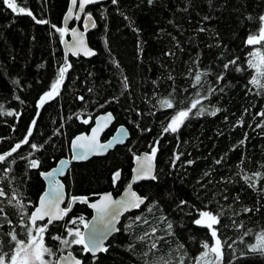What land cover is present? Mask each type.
<instances>
[{"label": "trees", "instance_id": "obj_1", "mask_svg": "<svg viewBox=\"0 0 264 264\" xmlns=\"http://www.w3.org/2000/svg\"><path fill=\"white\" fill-rule=\"evenodd\" d=\"M16 3L32 16L14 13L0 0V155L21 144L0 162V190L6 193L0 196L2 250L10 253L14 244L8 233L28 239L29 216L45 189L41 173L69 156L72 138L111 110L115 126L125 124L131 136L104 157L72 164L64 178L69 196L93 201L106 191L118 195L134 157L153 148L156 178L136 187L146 203L123 219L108 251L97 256L83 245L65 247L53 239L71 241L68 229L81 231L78 219L91 218L88 205L76 203L44 233L52 259L71 250L84 264H194L203 244H214L211 230L194 223L201 211H210L220 218L214 227L223 242L222 264H264V254L252 251L264 235V175L255 176L264 174V117L258 115L264 112V77L252 84L255 70L247 66L248 53L264 46L246 44L261 26L264 0H108L89 8L95 27L88 38L97 55L70 56L67 63L64 32L57 29H63L69 0ZM66 66L57 93L41 106ZM165 99L173 107H162ZM197 99L178 131L165 132L173 116ZM201 108L204 115H196ZM26 137L28 143H21ZM31 160L39 167L31 168ZM245 175L252 179L245 181Z\"/></svg>", "mask_w": 264, "mask_h": 264}, {"label": "snow or ice", "instance_id": "obj_2", "mask_svg": "<svg viewBox=\"0 0 264 264\" xmlns=\"http://www.w3.org/2000/svg\"><path fill=\"white\" fill-rule=\"evenodd\" d=\"M97 0H80L79 2V11L83 12L85 5L87 4H93L96 3ZM113 3H116L117 0H112ZM4 3L7 5L9 9L12 10V12L21 13V14H27L29 16H32V13L30 11L25 10L23 7H18L16 0H4ZM148 3H153V0H148ZM73 6L77 5V0H72ZM72 15V9H69V16ZM79 19V16L76 17ZM249 19H252L249 17ZM260 22V28L258 30L257 34H249L246 39V44L248 46H256L261 45L264 46V15L258 17ZM88 20L91 21V15L88 16ZM37 23H47V21H37ZM55 27V26H53ZM87 28V24L85 25ZM92 27H95V23L92 22ZM203 31V29H201ZM57 31L63 33L64 29H57ZM73 35L78 36L79 34L76 33L75 30H73ZM76 48L83 50L85 55H94V53L87 49L86 45H84L83 38L80 37L78 40V43L75 45ZM249 59L247 60V66L251 69L256 70L257 75L260 77H264V50L262 48L257 47L254 51H250L248 53ZM237 59H233L229 61L228 63L224 64V69L227 70L230 65L235 66L237 64ZM67 70V66L60 69V78L52 85V90L48 93H45L44 97L41 98L40 104L41 106L43 103L47 100L53 97L54 94L57 93V89L63 80L64 73ZM236 71H241L242 69L240 67L235 68ZM202 74H197L195 76V81L197 84H200L201 82ZM219 80H223L224 77L221 75L218 77ZM125 80V87H127V78H124ZM15 83H19L18 81H15ZM252 84H258L259 80L257 77H253ZM264 87V85H261ZM200 103V100L197 99L191 104V107L187 110H181L178 112V114L172 118L171 122L168 124L166 128H164L165 132L171 131L173 133L178 131L179 126L183 123L185 119L189 117V114L193 108H197V105ZM162 107H173V104L170 100H163L161 101ZM220 109H215L209 113V115L215 116L217 112H219ZM205 110L203 108L199 109L196 112V115H204ZM8 115H12V112L7 113ZM261 117H264V112L258 113ZM111 114L108 115L107 119H111ZM87 123V121H85ZM33 124H35V121H33ZM97 129H93V135L91 138L88 137H77L76 140L73 142L74 149H83L84 151H81L78 153V155H75L73 159H87L90 154H92L97 147L99 148H107L112 146V142H109L108 145H98L97 142ZM28 136H31V129H29V132L27 134ZM82 140H87L88 143H80ZM21 143H28L27 137L25 140H23ZM243 143V141L241 142ZM21 147V144H16L15 147L12 148L11 152L5 153L3 155H0V162H3L6 160V157L10 156L13 152H16L17 149ZM31 147L35 150L37 149V145L32 144ZM42 147V146H41ZM156 155V149L153 148L151 155H146L144 157V163L140 165V167L137 169V176L136 179H143V178H151L155 179L156 177L152 175V163L151 161ZM178 158V157H177ZM137 160H140L139 157H137ZM14 162V161H13ZM64 162L62 161L61 164ZM191 163V161L189 162ZM30 167L31 168H38L39 167V161L38 160H31L30 161ZM63 171V169H61ZM46 177H53L56 175V171L53 170L52 172L43 174ZM115 178L118 179L120 176L119 172H116ZM261 175H264L262 173H256L255 176L259 177ZM252 177H249L247 175L244 176L245 181H250ZM253 188L256 187V185L253 183L251 185ZM62 186L59 184H56V186L51 189L49 192H45L43 197L40 200L39 207L36 208V210L29 216V220L31 221L30 226H27L26 235L28 237L27 240H18L17 235L13 233H8L7 235L10 236V242H14L11 246V252H4L3 249V243L0 242V264H53V261L45 259V256L52 257L55 255L53 253L52 249L47 247L44 243V233L47 231L48 225L52 224L54 221L63 220L64 216L67 215L69 211H71V205L68 207H65L61 209L59 207L60 202L63 200V192L61 190ZM6 193L3 190H0V196H5ZM133 199L131 200H121V201H114L110 194L105 195L101 202L99 204L92 203L90 206L97 211V219H98V226L94 227L92 230V236L91 239L86 242L84 236L81 234L79 229H76L73 231V229H68V235L74 237L71 241L67 238L61 239V237L56 236L53 237V239L60 241L61 244H63L65 247H68L70 244H77V245H83V251L88 253H92L93 256L97 252H107L108 249L106 247H102V241L106 237L107 233L109 231H112V224L117 219V217L120 215L122 211L128 210V208H136L139 207L141 203H143V198L137 196L135 193L131 194ZM76 200H80L81 202L86 203L87 198H81V197H72V202H75ZM185 201H181V204H185ZM112 205H118L116 210L110 211ZM17 206L21 209H23L24 205L17 200ZM2 211V209H0ZM245 212H251L252 209L245 208ZM200 218L196 219L194 223L196 225L204 226L211 230V236L215 238L214 244L209 245L207 242L203 244L204 249L206 251L202 252L200 256L196 260V264H212L211 261L207 260V257L209 254H214L217 264H220V262L223 259V242L220 240L217 229L214 227V225H217L220 223V218L218 214H213L210 211H201L200 212ZM45 217H48L47 224L37 226V221L44 220ZM81 219V222L83 223V219ZM10 223V221H9ZM73 224L76 223L75 220L72 221ZM84 227L88 228V224L84 223ZM172 225L169 223L168 228L171 229ZM238 227H243V224L238 225ZM155 229H153V232ZM247 234V233H245ZM143 239V237L141 238ZM152 247H155V244L152 245ZM181 247H183L181 245ZM231 247V246H229ZM253 252H259L261 254H264V235H261L260 237V243L258 245L253 246L252 248ZM65 259L71 260L72 264H83V261L79 259H73L71 257V254L67 258L61 256L59 257V260L63 261ZM180 264H183L182 260Z\"/></svg>", "mask_w": 264, "mask_h": 264}, {"label": "water", "instance_id": "obj_3", "mask_svg": "<svg viewBox=\"0 0 264 264\" xmlns=\"http://www.w3.org/2000/svg\"><path fill=\"white\" fill-rule=\"evenodd\" d=\"M107 1L108 0H97L96 3L87 4V5H85L84 11L80 12L79 11L80 0H77L76 6H73L72 0H69L67 10H66V12L63 16V19H62V28L65 31H64V34L62 36L61 44H62V49H63V53H64V62L65 63L68 62L70 56L80 55L84 58H92V57L97 55V50L90 44L89 38H88L89 31L93 29L92 22L95 23V18L93 16V14L89 12V8L91 6L102 5V4L106 3ZM69 9H72V15L71 16H69ZM89 15H91V21L88 20ZM77 16H79V19L76 18ZM73 22H74V24L72 25ZM81 23H82V27L80 26ZM86 24H87V28L85 27ZM73 30H75L76 33H78L79 35L74 36ZM80 37L83 38L84 45H86L87 49H90L94 53V55H85L83 50H80V49L75 47V45L78 43V40ZM109 114H111V117H112L111 119H107ZM115 121H116L115 114L111 110L101 112L95 117L94 124L92 125V127L90 128V130L88 132L79 133L75 137L72 138L71 144H70V155L60 158L54 167H52L48 171L41 173V177L45 182V189L39 197L37 206L33 210V212H34L36 210V208L39 207L40 200L43 197L45 192H49L51 189H53L56 186V184L61 185L62 186L61 190L63 192V200L59 204V207L61 209L68 207L69 205H71V209H73V207L76 203H82V204H87L89 209L92 211V216L87 222L88 228L84 227L83 231H82V235L84 236L85 241L88 242L91 239L93 228L98 226V223H99L98 219H97L98 214H97L96 209H94L90 206L92 203L99 204L101 202L102 198L108 194L111 195V197L114 201L131 200V199H133V197L131 195L132 193H135L137 196L143 198V203H141L139 205V207H136V208L130 207V208H128V210L122 211L120 213V215L117 217V219L113 222V224L111 226L113 230L109 231L107 233L106 237L103 239L102 247H106L109 240L115 234L118 233L119 226L121 225L123 219L128 214L134 212L136 209L140 208L141 206H143L146 203V197L141 195L136 187L144 181H151L153 179L143 178V179L137 180L136 176H137V169L140 167V165L142 163H144V157L146 155L150 156L152 153V150L151 151H142L134 157L129 182L126 184V186L123 188V190L118 195H115L112 191H106V192H103L99 197H97L93 201H89L87 199L86 203L81 202L80 200H76L75 202H72V197H81V198H84V197L83 196H69L66 184L64 182V178L67 176L72 164L87 162L94 157H104L109 152L113 151L116 147L123 146L127 143V141L129 140V138L131 136L130 129L125 124H119V125L115 126ZM113 126H115L114 132L107 139H103L105 133ZM97 128H98V132H97L96 139H97L98 145H108L109 142H112V146L104 148V149L97 147L95 149V151L88 156L87 159H73V157L75 155H78L79 152L84 151L83 149H74L73 142L76 140V138L77 137L91 138L93 135V129H97ZM80 143L87 144L88 141L82 140V141H80ZM156 155H157V151H156ZM156 155L153 158V160L151 161V163H152V173L151 174L154 176H156V169H157ZM137 157H139L140 160H137ZM62 161L64 162L63 164H61ZM61 169H63V171H61ZM53 170L56 171L55 176L46 177L45 175H43L45 173L52 172ZM118 179H116V180H118ZM117 207H118V205H112L109 210L110 211L116 210ZM47 221H48V217H45L44 220H42V221L38 220L36 223L44 222L45 224H47ZM59 221H62V220L54 221L53 223L59 222ZM100 253L101 252H97L95 254V256L99 255ZM69 254H71V257L73 259H79V260L83 261V264H84V260L82 258L76 256L74 254V252L71 250H67V251L60 253L56 259V264H72V261L68 260V259H65L63 261L59 260V257L63 256L65 258H67L69 256ZM89 254L93 256L92 253L89 252Z\"/></svg>", "mask_w": 264, "mask_h": 264}, {"label": "rangeland", "instance_id": "obj_4", "mask_svg": "<svg viewBox=\"0 0 264 264\" xmlns=\"http://www.w3.org/2000/svg\"><path fill=\"white\" fill-rule=\"evenodd\" d=\"M255 48H257V47H255ZM255 48L253 49V51L255 50ZM255 77H257V79H258L259 81H260L261 78H262V77H260V76L257 75L256 70H255ZM54 95H55V94H54ZM54 95H53V96H54ZM43 97H44V96H43ZM177 114H178V113H177ZM177 114H175V115L173 116V118H174ZM171 120H172V119H171ZM171 120H170V122H171ZM185 120H186V119H185ZM185 120H184V121H185ZM184 121H183V122H184ZM170 122H169V123H170ZM181 125H182V124H181ZM181 125H180V126H181ZM180 126H179V127H180ZM78 220H79V224H82L81 219L79 218ZM83 223H85L84 220H83ZM40 225H44V222H38V223H37V226H40ZM73 231H75V230H73ZM80 232H81V234H82V229H81ZM204 251H206V249H204ZM204 251H203V252H204ZM199 256H200V255H199ZM199 256H198V257H199ZM198 257H197V258H198ZM45 259H48V260L53 261V264H55V262H56L55 259H52V257H49V256H47V255L45 256ZM196 260H197V259H196ZM207 260H208V261H211L212 264H217V261H216V258H215V255H214V254H211V253H210L209 256L207 257ZM194 264H196V261L194 262ZM220 264H222V261L220 262Z\"/></svg>", "mask_w": 264, "mask_h": 264}, {"label": "flooded vegetation", "instance_id": "obj_5", "mask_svg": "<svg viewBox=\"0 0 264 264\" xmlns=\"http://www.w3.org/2000/svg\"><path fill=\"white\" fill-rule=\"evenodd\" d=\"M75 22V21H74ZM74 22L72 23V25L74 24ZM80 26L82 27V23L80 24ZM95 119V118H94ZM115 127V126H114ZM45 224V223H44ZM83 228H84V225H83ZM83 228H82V231H83ZM58 257V256H57ZM56 264V263H55Z\"/></svg>", "mask_w": 264, "mask_h": 264}]
</instances>
